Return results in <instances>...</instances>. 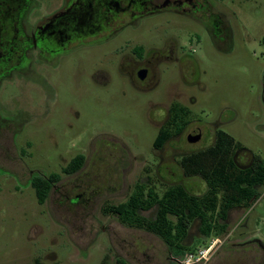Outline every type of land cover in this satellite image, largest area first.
<instances>
[{"label": "rangeland", "instance_id": "374dc122", "mask_svg": "<svg viewBox=\"0 0 264 264\" xmlns=\"http://www.w3.org/2000/svg\"><path fill=\"white\" fill-rule=\"evenodd\" d=\"M34 1L28 12L29 25L58 2ZM235 5L245 14L234 26L231 42L215 44L203 39L187 43L198 64L193 79L203 87L202 91L196 87L191 90L197 98L191 118L211 139L204 137L193 147L183 137L177 144L187 153L206 148L212 144V131L218 125L242 148L264 160V0H236ZM57 73L40 71L38 88L28 81L17 88L4 86L0 110L9 106L13 115L22 110L26 116L25 138L16 139V143H28L24 150L30 157L26 163L29 169L55 172L61 168L59 156L67 161L70 153L81 152L85 163L79 174L93 186L95 195L85 208L80 206L75 209L78 213L72 214L53 194L39 205L26 182L1 172L0 264H102L104 258L106 264H175L183 255L172 259L157 237L120 225L113 217L104 216L102 208L125 202L145 175L158 196L175 183L201 195L206 189L204 182L184 177L172 161L163 172L168 185L155 180L154 167L149 165L156 136L151 118H146L150 106L130 87L119 83L85 85L84 75L77 78L80 84L72 86L69 73ZM11 94L14 96L7 103L5 99ZM105 137L117 138L130 154L115 140H108L106 149ZM259 192L250 208L234 211L226 234L219 237L222 245L264 246V186ZM197 237L196 232L189 241L193 250L206 243ZM235 249L226 259V253L223 257L214 254L207 264H243V253Z\"/></svg>", "mask_w": 264, "mask_h": 264}, {"label": "flooded vegetation", "instance_id": "af4514ba", "mask_svg": "<svg viewBox=\"0 0 264 264\" xmlns=\"http://www.w3.org/2000/svg\"><path fill=\"white\" fill-rule=\"evenodd\" d=\"M235 1L58 0L54 8L50 7L33 25H29L28 12L35 4L34 0H0V91L9 85L17 88L24 81L38 88L36 80L42 70L69 73L72 86L80 84L77 78L84 75L85 85L108 87L119 83L121 87H130L150 106L146 118H151L156 136L150 150L152 162L149 165L154 167L155 180L167 186L163 172L170 168L171 161L179 165L184 156L193 153L182 151L177 143L184 137L185 143L194 147L204 137L211 139V135L207 133L205 136L198 122L191 118L192 107L197 103L191 90L196 87L202 91L203 87L193 79L198 64L187 43L203 39L215 44L231 42L235 35L234 26L245 14ZM263 39L264 36L262 42ZM13 96L11 94L5 101L9 103ZM26 125L22 110L14 115L9 106L5 111L0 110V173H12L32 189L35 185L48 187L46 200L53 194L61 205L66 204L70 208V213H78L75 209L85 208L84 205L89 204L95 195L93 186L83 181L79 174L84 168L85 158L81 152L74 156L70 153L67 161L61 155L58 157L61 168L47 174L29 169L26 163L30 157L24 150L29 145L26 141H21L19 146L16 143V139L25 138ZM220 131L216 125L212 131V144ZM195 135H199V139L192 142ZM104 139L106 149H109L108 140H115L130 154L117 138ZM203 149L197 148L196 151ZM246 151L234 153L233 161L240 169L249 168L255 156ZM109 154L113 155L114 151ZM78 156L83 157V163L77 171H72L71 161ZM149 179L145 175L128 198L140 186L147 189L145 193L153 189ZM175 185L182 184L170 186ZM119 204L105 206L116 207ZM158 210L153 204L146 211L137 212L153 222ZM147 211H150L149 215L142 214ZM234 211L236 209L225 220L227 228ZM104 216L113 217L122 225L117 217ZM196 232V239L201 240L199 224L195 221L181 240L182 248L191 246L189 241ZM215 238L219 239V244L214 254L219 250V257L226 253V259L236 248L237 252L243 253V264L250 261L264 264V246L258 244L261 247L250 249L247 243L226 247L219 237ZM161 243L172 259L182 256L179 250L173 252Z\"/></svg>", "mask_w": 264, "mask_h": 264}, {"label": "trees", "instance_id": "16d2710c", "mask_svg": "<svg viewBox=\"0 0 264 264\" xmlns=\"http://www.w3.org/2000/svg\"><path fill=\"white\" fill-rule=\"evenodd\" d=\"M238 150L247 152L231 136L217 132L211 146L184 156L179 163L184 177H197L204 182V193L192 194L184 186L175 185L158 196L153 189L145 193L147 189L140 186L124 203L105 206L103 213L117 217L124 226L154 235L173 252L179 250L182 255L192 252L193 248H182L180 243L193 222L199 224L201 241L221 237L226 234L228 214L235 209L246 210L260 196V188L264 186V160L253 156L251 166L240 169L233 161ZM71 163L72 171H77L83 157L78 156ZM33 189L37 203H45L48 187L35 185ZM153 204L159 210L151 222L137 211H146ZM34 264L42 263L35 261Z\"/></svg>", "mask_w": 264, "mask_h": 264}, {"label": "built area", "instance_id": "2783aa9c", "mask_svg": "<svg viewBox=\"0 0 264 264\" xmlns=\"http://www.w3.org/2000/svg\"><path fill=\"white\" fill-rule=\"evenodd\" d=\"M218 244L219 239L212 237L206 241L203 247L186 253L182 259L178 260V264H205L215 253Z\"/></svg>", "mask_w": 264, "mask_h": 264}, {"label": "water", "instance_id": "95a60500", "mask_svg": "<svg viewBox=\"0 0 264 264\" xmlns=\"http://www.w3.org/2000/svg\"><path fill=\"white\" fill-rule=\"evenodd\" d=\"M199 139V135H195L193 138H192V142H196L198 141Z\"/></svg>", "mask_w": 264, "mask_h": 264}, {"label": "crops", "instance_id": "0c3cea01", "mask_svg": "<svg viewBox=\"0 0 264 264\" xmlns=\"http://www.w3.org/2000/svg\"><path fill=\"white\" fill-rule=\"evenodd\" d=\"M216 253H220V251L218 250ZM216 255V254H215Z\"/></svg>", "mask_w": 264, "mask_h": 264}]
</instances>
